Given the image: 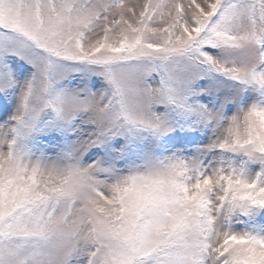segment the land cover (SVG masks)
<instances>
[{
  "label": "snow or ice",
  "instance_id": "snow-or-ice-1",
  "mask_svg": "<svg viewBox=\"0 0 264 264\" xmlns=\"http://www.w3.org/2000/svg\"><path fill=\"white\" fill-rule=\"evenodd\" d=\"M0 264H264V0H0Z\"/></svg>",
  "mask_w": 264,
  "mask_h": 264
}]
</instances>
